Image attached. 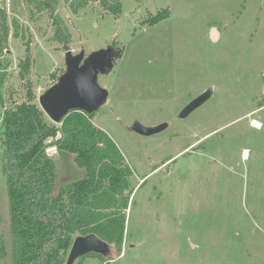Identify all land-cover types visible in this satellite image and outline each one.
<instances>
[{"label": "rangeland", "instance_id": "1", "mask_svg": "<svg viewBox=\"0 0 264 264\" xmlns=\"http://www.w3.org/2000/svg\"><path fill=\"white\" fill-rule=\"evenodd\" d=\"M47 1L0 0L9 29L0 54L7 108L41 107L67 70L68 51L120 53L113 70L98 76L108 97L92 121L134 170L126 233L116 259L82 264H264V0H120L118 16L99 0L78 14L65 0L53 14ZM164 10L169 17L148 23ZM55 17L68 42L56 39ZM208 90L211 99L182 119ZM136 122L169 127L147 137L132 130ZM2 126L0 119V135ZM59 139L47 142L55 195L85 177L75 155L59 152ZM2 156L0 141V238L8 249L0 264H14Z\"/></svg>", "mask_w": 264, "mask_h": 264}, {"label": "trees", "instance_id": "2", "mask_svg": "<svg viewBox=\"0 0 264 264\" xmlns=\"http://www.w3.org/2000/svg\"><path fill=\"white\" fill-rule=\"evenodd\" d=\"M60 0L44 3L53 14ZM92 0H65L74 14L87 8ZM105 12L118 16L120 0H99ZM52 3V4H51ZM0 16V54L8 42L5 12ZM170 16L164 10L148 20L153 25ZM56 39L68 42L69 31L55 17ZM64 36V37H63ZM29 73V56L21 65ZM25 76V75H23ZM5 74H0V119L3 132L2 166L7 177L12 228L14 264H65L76 235L96 234L122 250L133 189L134 170L121 150L103 129L93 123L94 113L71 110L60 123L48 119L41 107L24 103L7 108L1 89ZM5 109L4 113L2 112ZM55 142L62 154L76 156L85 177L69 191L53 193V159L47 155L48 141ZM7 247L0 238V258ZM107 262L101 256L89 255ZM86 258V257H85ZM82 258L78 264H82Z\"/></svg>", "mask_w": 264, "mask_h": 264}, {"label": "water", "instance_id": "3", "mask_svg": "<svg viewBox=\"0 0 264 264\" xmlns=\"http://www.w3.org/2000/svg\"><path fill=\"white\" fill-rule=\"evenodd\" d=\"M211 38L213 41L218 39L216 28H213ZM109 51L110 48L90 55L83 66L81 63L85 58L84 53L75 56L68 51L66 72L59 78L58 83L39 99L42 110L52 122L60 123L71 110L75 109L94 113L97 108L107 102L108 92L98 84V76L112 71L115 61L119 58V56L108 58ZM212 96L211 90L206 91L185 107L180 117L186 118L210 100ZM94 102L97 104L93 111L83 110ZM167 127L168 124H162L150 128L136 122L132 126V130L148 137L164 131ZM92 254L100 255L105 259L117 258V251L113 244L104 241L96 234L78 235L72 244L66 264H76L81 258Z\"/></svg>", "mask_w": 264, "mask_h": 264}, {"label": "flooded vegetation", "instance_id": "4", "mask_svg": "<svg viewBox=\"0 0 264 264\" xmlns=\"http://www.w3.org/2000/svg\"><path fill=\"white\" fill-rule=\"evenodd\" d=\"M79 55H80V54H79ZM75 56H78V55H75ZM107 56H108V58H109V57H112V58H113V57H117V56L120 57V53H117V51H116L115 49L110 48L109 54H108ZM89 57H90V56H89ZM87 58H88V57H85V58L82 60L81 66L84 65V62L87 60ZM191 115H192V113L189 114L186 118L190 117ZM186 118H182V119H186ZM168 127H169V126H168ZM168 127H167V128H168ZM77 236H78V235H77ZM77 236H76V237H77ZM76 237H75V238H76ZM74 240H75V239H74ZM73 242H74V241H73ZM72 244H73V243H72ZM5 246H6V244H5ZM71 247H72V246H71ZM7 250H8V249H7ZM70 250H71V248H70ZM69 253H70V251H69ZM69 253H68V255H67V260H68V257H69ZM92 255H94V254H92ZM97 256H100V255H97ZM101 257H102V256H101ZM4 258H5V257H4ZM84 258H85V257H84ZM1 259H3V258H1ZM81 259H82V258H81ZM81 259H80V260H81ZM67 260L65 261V264L67 263ZM80 260H78V261H80ZM106 260L108 261L109 259H106ZM110 260H113V259H110ZM78 261H77V262H78ZM77 262H76V263H77Z\"/></svg>", "mask_w": 264, "mask_h": 264}, {"label": "bare ground", "instance_id": "5", "mask_svg": "<svg viewBox=\"0 0 264 264\" xmlns=\"http://www.w3.org/2000/svg\"><path fill=\"white\" fill-rule=\"evenodd\" d=\"M255 126H257V127H258V126H259V125H258V123H255ZM247 152H248V151H247ZM247 152H246V155H247ZM245 157H246V156H245Z\"/></svg>", "mask_w": 264, "mask_h": 264}]
</instances>
